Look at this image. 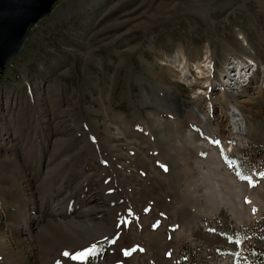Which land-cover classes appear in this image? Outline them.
I'll use <instances>...</instances> for the list:
<instances>
[{
	"label": "rangeland",
	"instance_id": "rangeland-1",
	"mask_svg": "<svg viewBox=\"0 0 264 264\" xmlns=\"http://www.w3.org/2000/svg\"><path fill=\"white\" fill-rule=\"evenodd\" d=\"M246 60L233 93L222 76ZM0 116L45 179L35 207H109L100 235L41 236L40 264H264V0H58L0 71Z\"/></svg>",
	"mask_w": 264,
	"mask_h": 264
},
{
	"label": "bare ground",
	"instance_id": "bare-ground-1",
	"mask_svg": "<svg viewBox=\"0 0 264 264\" xmlns=\"http://www.w3.org/2000/svg\"><path fill=\"white\" fill-rule=\"evenodd\" d=\"M248 64L250 63L248 62L242 66H227L222 76V86L233 88V93L240 90L248 92L247 85L252 83L255 75L254 70L249 71L247 69ZM209 108L211 109L210 106ZM225 122L234 133L245 135L250 131L247 117L238 108H228ZM1 131L2 126L0 125V161L8 169L3 170L0 164L2 168L0 169V174L10 176L8 180L3 177L0 178L5 182L1 183L0 188L10 191L6 193L0 191V264H40V244L42 242L38 239L43 235L46 237L47 233L49 235V232L52 233L57 229H59L58 232L66 229L82 237L100 235L105 231L109 219L108 215H106V212L109 213L107 211L109 207L105 199L101 203H97L96 207H88L70 220L63 216L61 207H56L60 203L59 200L53 203L51 207H45V204H42V207H35V199H39L37 191L45 183V179H36L39 173L38 168L32 174L26 162L21 161L24 159H17L18 155L15 151V145L8 141ZM46 174H49L48 171ZM29 175L33 177L34 182L31 181L33 185L29 182L31 180ZM37 182L38 184L35 185ZM14 194H17L18 198H20V201H17L20 206L22 205L21 203H24L22 207H15L5 197L6 195L11 196ZM42 202L45 201L42 200ZM95 209H99L100 212L97 217L96 215L93 216ZM42 227L44 231H42Z\"/></svg>",
	"mask_w": 264,
	"mask_h": 264
},
{
	"label": "water",
	"instance_id": "water-1",
	"mask_svg": "<svg viewBox=\"0 0 264 264\" xmlns=\"http://www.w3.org/2000/svg\"><path fill=\"white\" fill-rule=\"evenodd\" d=\"M58 0H0V71L18 58L31 26L50 14Z\"/></svg>",
	"mask_w": 264,
	"mask_h": 264
},
{
	"label": "snow or ice",
	"instance_id": "snow-or-ice-1",
	"mask_svg": "<svg viewBox=\"0 0 264 264\" xmlns=\"http://www.w3.org/2000/svg\"><path fill=\"white\" fill-rule=\"evenodd\" d=\"M212 142L215 143V144H217V145H220V144L222 143V141L219 140V139H213ZM161 167L164 168L165 171L168 170L167 167L164 166V165H161ZM237 175H240V174L237 173ZM259 176H260V178L264 179V172H260V173H259ZM241 178H242V179H246V180L249 182L250 186H253V187L255 186V183H254V181L252 180V178H251L250 176H242ZM245 202H246V203H251V201H249V200H247V199L245 200ZM252 212H253V214L255 215V213L257 212V209H256V208H253V209H252ZM222 235H223V234H222ZM106 239H107V237H106ZM228 239H229L230 242H234V243H236V244H241V243L243 242L242 240H234L233 237H228ZM244 239H251V237H245ZM261 239H264V237H261ZM111 243L115 244L116 241H115V240H112ZM141 250H142V249H141ZM95 251H96V245L93 244L91 247L87 248L86 250H84V251H82V252H78V253H76L74 256H72V259H73V260H83V259H85L87 256H89L90 254L94 253ZM130 254H131V253L128 252V251H125V252H124V255H125V256L130 255ZM63 255H64L65 257H67V256H69V253H68V252H65Z\"/></svg>",
	"mask_w": 264,
	"mask_h": 264
}]
</instances>
